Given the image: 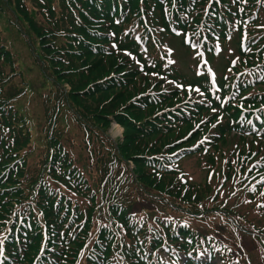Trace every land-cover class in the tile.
<instances>
[{
	"label": "trees",
	"instance_id": "16d2710c",
	"mask_svg": "<svg viewBox=\"0 0 264 264\" xmlns=\"http://www.w3.org/2000/svg\"><path fill=\"white\" fill-rule=\"evenodd\" d=\"M210 1L0 0V27L3 21L18 42L30 45L40 88L54 87L44 93L24 80L0 28L1 264H119L118 246L125 235L131 237L136 204L149 203L146 213L160 207L199 213V201L209 199L211 190L181 184L177 171H167L166 155L150 157L175 151L170 145L176 129L169 119L174 115L164 111L183 100L158 81L157 75L170 77L157 39L173 36L172 26L191 32ZM244 14L254 55L264 44V0L249 2ZM209 22L216 25L212 17ZM174 78L187 79L177 73ZM31 93L44 103L46 135L45 150L32 164V133L19 109L24 111L21 102ZM112 120L124 128L122 139L108 131ZM75 126L84 132L82 166L69 149ZM220 148L209 156L211 164ZM217 217L216 226L234 219L244 234L255 232L253 223L230 209ZM137 246L135 238L128 240L123 264H144L139 255L129 261Z\"/></svg>",
	"mask_w": 264,
	"mask_h": 264
},
{
	"label": "rangeland",
	"instance_id": "374dc122",
	"mask_svg": "<svg viewBox=\"0 0 264 264\" xmlns=\"http://www.w3.org/2000/svg\"><path fill=\"white\" fill-rule=\"evenodd\" d=\"M1 27L3 29V37H7L8 34V30L5 28L6 24L2 21L1 22ZM18 48L21 52V55L24 59L28 60L27 55L25 53V50L23 48V44L19 43ZM185 56L181 54V58L180 55L177 56V65L176 67L181 68V61L184 60ZM33 59V58H32ZM182 59V60H181ZM24 63V66L26 65L25 61H23V59L21 60ZM184 70H186V66H183ZM38 87V86H37ZM39 88V87H38ZM30 101L28 99L23 101L24 105H27L28 107L31 108L33 114L35 116H38L40 113H43V108L40 106V101H38L35 97H31ZM117 124H115L114 122L112 124L109 125L108 127V131L111 133V136L113 138H118V137H122L124 135V132L121 128V126H116ZM41 131L42 128L41 126H38L36 128V130L34 131L37 135L41 136V139L45 138V135H41ZM73 136L77 137L76 141L73 140L72 146H71V153L73 154V156L76 158V161L78 163L79 166H82V163L79 162L78 160V154H79V150L82 149V145H83V140H84V135H83V131L82 129L79 128H75V130L72 132ZM124 137V136H123ZM122 137V138H123ZM43 146H39L38 150H37V154L42 150ZM84 157V155H83ZM198 156L192 157L190 159H188L186 161V164L189 166V168L191 169V173H192V178H195L196 181L201 180L204 177L205 171L203 169V167L201 165L198 164ZM90 180H93L92 178H90ZM84 205V203H83ZM149 203L147 202H141L136 204V207L134 208L133 211H139L140 208L143 207H147L149 208ZM144 213H142L143 215Z\"/></svg>",
	"mask_w": 264,
	"mask_h": 264
}]
</instances>
